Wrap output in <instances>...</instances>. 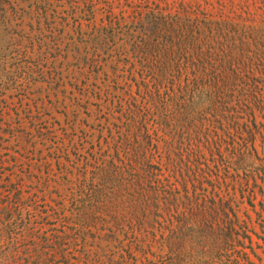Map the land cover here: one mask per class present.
Segmentation results:
<instances>
[{"label":"trees","instance_id":"trees-1","mask_svg":"<svg viewBox=\"0 0 264 264\" xmlns=\"http://www.w3.org/2000/svg\"><path fill=\"white\" fill-rule=\"evenodd\" d=\"M137 20V33L143 27L148 34H139L136 47L145 50L122 78H135L140 57L139 81L126 80L116 97L106 98L95 111L102 118H80L97 124L82 131L85 155L76 163H84V174L52 213L8 191L11 201L0 205V264H182L186 246L201 249L211 264H248L236 251L252 243L240 214L245 204L254 207L252 198L264 201V185L250 183L255 174L245 169L239 179L236 163H264V145L251 146L259 129L243 130L245 119L264 110V88L228 83L225 70L212 64L217 55L200 51L227 23L198 22L186 13ZM168 47L199 52L191 81L169 79L167 67L177 60ZM171 71L178 73L172 79L182 76L179 66ZM104 132L105 144H95L93 135Z\"/></svg>","mask_w":264,"mask_h":264},{"label":"rangeland","instance_id":"rangeland-1","mask_svg":"<svg viewBox=\"0 0 264 264\" xmlns=\"http://www.w3.org/2000/svg\"><path fill=\"white\" fill-rule=\"evenodd\" d=\"M146 13L159 17L186 13L198 22L227 23L213 32V42L204 43L210 47L200 51L217 55L212 64L219 72L225 70L228 83L264 88V0H0V205L11 201L6 195L13 189L24 204L52 213L59 198L83 177L84 163H76L85 155L82 131L97 124L81 123L80 118H102L103 113L95 111L105 99L116 97L127 81H139L140 57L135 78L122 77L131 70L133 56L145 50L136 45L148 33L143 27L141 33L136 29L137 19ZM149 40L157 45L154 36ZM168 51L175 52L177 60L167 67L169 79L177 84L191 81L198 51L184 53L175 47ZM152 63L156 66L155 58ZM177 66L182 76L172 79L178 76L171 71ZM245 121L243 130L254 124L259 129L251 146L261 149L264 110ZM107 135L95 133L93 141L103 146ZM69 140L72 147H66ZM56 157L62 160L56 163ZM236 165L239 179L245 169L255 174L250 183L264 185V163ZM252 203L254 207L245 204L240 214L247 219L252 243L245 240V250L239 246L236 251H242L238 256L248 264H264V201L257 196ZM0 215L5 218V211ZM4 223L0 220V229ZM195 249L185 247L182 264H211L201 249Z\"/></svg>","mask_w":264,"mask_h":264}]
</instances>
